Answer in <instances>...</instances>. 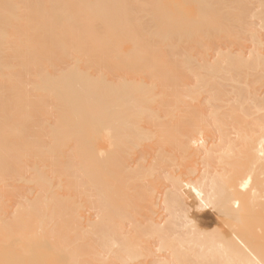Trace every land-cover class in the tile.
I'll list each match as a JSON object with an SVG mask.
<instances>
[{
	"label": "bare ground",
	"instance_id": "obj_1",
	"mask_svg": "<svg viewBox=\"0 0 264 264\" xmlns=\"http://www.w3.org/2000/svg\"><path fill=\"white\" fill-rule=\"evenodd\" d=\"M250 8L0 0V264H264Z\"/></svg>",
	"mask_w": 264,
	"mask_h": 264
},
{
	"label": "rangeland",
	"instance_id": "obj_2",
	"mask_svg": "<svg viewBox=\"0 0 264 264\" xmlns=\"http://www.w3.org/2000/svg\"><path fill=\"white\" fill-rule=\"evenodd\" d=\"M215 1V0H214ZM255 13H260L262 16H264V8H261L258 6L257 0H251V8L248 13H246V20L249 22L248 25L250 26H242L241 28H238V35L243 36L247 35L246 41L244 42H217L211 47L210 49L207 50L208 54L220 52L221 50H224V52L229 53V51H234V52H246L250 49L254 48H260L264 49V27L261 25L262 23L260 22L258 18L259 16L255 15ZM255 15V16H253ZM247 27H252L254 30L259 32L260 36L262 37V40L259 42L258 38H251L250 34L246 31ZM195 55H202L204 53H200L196 51L194 53ZM211 58V56H210ZM198 61L200 59L197 57Z\"/></svg>",
	"mask_w": 264,
	"mask_h": 264
}]
</instances>
